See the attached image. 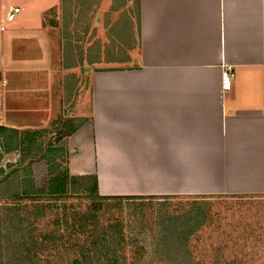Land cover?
Returning <instances> with one entry per match:
<instances>
[{
    "label": "crops",
    "instance_id": "1",
    "mask_svg": "<svg viewBox=\"0 0 264 264\" xmlns=\"http://www.w3.org/2000/svg\"><path fill=\"white\" fill-rule=\"evenodd\" d=\"M45 1L42 16H64L65 0ZM86 1L105 33L100 50L122 56L92 60L70 173L95 175L102 195H264V0ZM21 2L33 4L0 8ZM66 26L62 52L68 42L81 51Z\"/></svg>",
    "mask_w": 264,
    "mask_h": 264
},
{
    "label": "rangeland",
    "instance_id": "2",
    "mask_svg": "<svg viewBox=\"0 0 264 264\" xmlns=\"http://www.w3.org/2000/svg\"><path fill=\"white\" fill-rule=\"evenodd\" d=\"M29 2L33 4L27 3L28 9L20 7L22 2L14 4L20 8V12L14 21L5 23V30H1V22L8 10L0 8V126L20 131L49 128L51 132L40 138L45 147L56 134L55 128L51 127L56 119L62 118L76 124L75 118L78 116L73 115L74 105L81 93L86 91V80L93 68L92 60H100L107 55L119 58L122 52L100 50L105 33L96 21L99 16L97 10L86 0H65L60 5L64 9L61 19L55 8L41 15L40 11L48 7L45 0ZM58 22L67 25L66 31L70 32L71 38L66 37V40L74 38L81 42V51H75L74 44L68 42L64 44L62 52L57 42L60 38ZM12 24L22 27L13 29ZM38 25L42 26V32L31 30ZM88 46L93 49L87 51ZM15 140L14 137L0 136V170H4L0 171V180H3L0 192L8 194L17 189L20 179L27 176L34 180L37 188H46L49 161L43 157L45 153L42 150L37 155L30 150L24 151L22 147L13 148ZM59 146H65L67 151L60 150L51 158L63 165L62 157L64 154L70 155V149L66 139H62ZM196 200L205 209L199 210ZM0 202L4 200L0 198ZM6 202L13 201L8 199ZM111 203L92 221L91 226L97 230L110 222H121L128 238L145 244L149 248V257L160 259L157 264H177L162 260L164 257L152 247V242L159 235L161 212L173 215H195L199 212L197 215H204V225L190 238L192 264H264V195H192L116 200ZM191 207H198V210ZM53 217L54 213L48 214L46 222ZM85 238L86 234L78 233L74 239L65 241L43 257L57 258L67 249L73 250L75 242L82 243Z\"/></svg>",
    "mask_w": 264,
    "mask_h": 264
},
{
    "label": "trees",
    "instance_id": "3",
    "mask_svg": "<svg viewBox=\"0 0 264 264\" xmlns=\"http://www.w3.org/2000/svg\"><path fill=\"white\" fill-rule=\"evenodd\" d=\"M75 121L76 124H70L68 120L58 118L52 122L51 127L55 128L56 134L45 147L40 138L51 132L49 128L20 131L0 126L1 137L16 139L13 148L22 147L24 151L30 150L37 155L44 152L43 157L49 161L46 188H37L34 180L27 176L20 179L17 189L8 194L0 192V198L4 200L0 202V264H157L160 259L149 257V248L145 244L128 238L121 222H110L97 230L91 225L108 205H112V201L174 196L102 195L95 175H72L69 172V154L62 157L63 165L53 161L51 157H55L56 152L66 149L59 146L60 141L66 139L68 147V138L84 124L82 118H75ZM38 140H41L39 144ZM73 197L76 200H69ZM8 199L13 202H6ZM197 205L199 210L205 209L202 203ZM191 208L198 210V207ZM51 213L54 217L46 222ZM161 213L159 235L152 242V247L164 257V261L192 264L190 238L204 225V215H197L199 212L195 215ZM78 233L86 234V238L82 243L75 242L73 250L67 249L57 258L43 257L65 241L74 239Z\"/></svg>",
    "mask_w": 264,
    "mask_h": 264
},
{
    "label": "built area",
    "instance_id": "4",
    "mask_svg": "<svg viewBox=\"0 0 264 264\" xmlns=\"http://www.w3.org/2000/svg\"><path fill=\"white\" fill-rule=\"evenodd\" d=\"M20 12V8L17 6H11L6 14L5 19L1 22V30H5V23L11 22L14 20L15 16ZM234 74L230 68H227L223 72V87L227 90L232 86V78Z\"/></svg>",
    "mask_w": 264,
    "mask_h": 264
}]
</instances>
